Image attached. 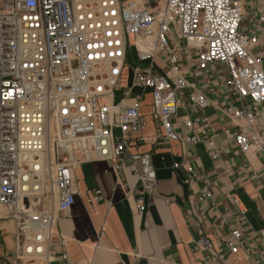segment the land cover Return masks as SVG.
<instances>
[{
    "label": "built area",
    "instance_id": "obj_1",
    "mask_svg": "<svg viewBox=\"0 0 264 264\" xmlns=\"http://www.w3.org/2000/svg\"><path fill=\"white\" fill-rule=\"evenodd\" d=\"M150 2L0 0V220L16 221L21 256L49 260L57 221L75 204L76 166L109 160L121 168L128 143L141 128L142 97L119 112L101 101L118 86L130 52L140 62L167 52L171 72L176 71L178 58L168 38L175 31L187 47L203 49L202 70L225 64L234 95L264 104V72L249 54L258 40L241 33L238 2L156 0L161 10L149 9ZM153 71V66L135 68V86L151 92L152 116L166 140L178 141L173 120L187 83ZM191 100L200 109L207 105L200 94ZM254 113L246 108L234 117L251 128ZM184 126L191 128V121ZM115 128L122 134L117 140ZM234 140L242 153L264 152V137L238 134ZM134 159L141 164L136 210L143 214L158 181L150 154ZM46 201L54 207L45 209ZM233 237L239 240L240 233ZM60 264L74 263L63 254Z\"/></svg>",
    "mask_w": 264,
    "mask_h": 264
},
{
    "label": "crops",
    "instance_id": "obj_2",
    "mask_svg": "<svg viewBox=\"0 0 264 264\" xmlns=\"http://www.w3.org/2000/svg\"><path fill=\"white\" fill-rule=\"evenodd\" d=\"M232 1L242 7L241 33L258 40L249 54L264 72V0ZM155 2L149 9L161 10ZM168 38L178 58L176 71L171 72L167 52H159L153 62H140L130 52L118 86L101 101L119 112L142 97L141 128L133 133L121 168L101 160L73 169L75 204L57 221L49 260L21 256L16 221L0 220V264H60L63 254L74 264H264V152L242 153L234 140L238 134L264 137V104L255 106L234 95L225 64L202 70V48L187 47L175 31ZM150 66L155 74L182 77L187 83L173 120L178 141L166 140L152 116L151 92L135 86V68ZM199 94L207 100L203 109L191 100ZM246 108H254L251 128L234 117ZM186 121L191 128H185ZM121 135L113 130L114 140ZM143 154L151 155L158 183L145 199L146 211L139 214L141 164L134 156ZM54 205L46 201L44 208Z\"/></svg>",
    "mask_w": 264,
    "mask_h": 264
}]
</instances>
